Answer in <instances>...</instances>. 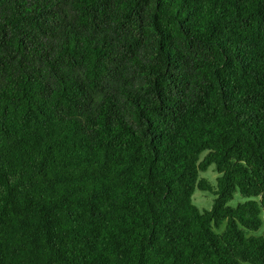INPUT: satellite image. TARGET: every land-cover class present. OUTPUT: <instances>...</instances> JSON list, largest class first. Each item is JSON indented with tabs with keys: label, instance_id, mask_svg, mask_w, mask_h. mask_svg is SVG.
<instances>
[{
	"label": "trees",
	"instance_id": "1",
	"mask_svg": "<svg viewBox=\"0 0 264 264\" xmlns=\"http://www.w3.org/2000/svg\"><path fill=\"white\" fill-rule=\"evenodd\" d=\"M263 224L264 0H0V264H264Z\"/></svg>",
	"mask_w": 264,
	"mask_h": 264
},
{
	"label": "rangeland",
	"instance_id": "2",
	"mask_svg": "<svg viewBox=\"0 0 264 264\" xmlns=\"http://www.w3.org/2000/svg\"><path fill=\"white\" fill-rule=\"evenodd\" d=\"M203 156V155H202ZM218 172L215 169V166L210 165L205 171H201L199 173L200 178H204L207 183L214 189L216 185V178L218 176ZM214 195L209 191H202L198 188L195 189L192 195V201L195 203L200 211L204 209H210L213 203ZM245 200L238 192H235L233 198L228 201L227 205L235 207L238 203L243 202ZM224 223L220 226V228L215 229L216 232H221L224 228ZM248 235H263L264 236V224L257 231H249ZM240 264H249L247 262H241Z\"/></svg>",
	"mask_w": 264,
	"mask_h": 264
}]
</instances>
